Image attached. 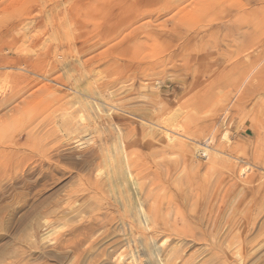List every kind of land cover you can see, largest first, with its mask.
I'll return each mask as SVG.
<instances>
[{
  "label": "rangeland",
  "instance_id": "obj_1",
  "mask_svg": "<svg viewBox=\"0 0 264 264\" xmlns=\"http://www.w3.org/2000/svg\"><path fill=\"white\" fill-rule=\"evenodd\" d=\"M0 264H264V0H0Z\"/></svg>",
  "mask_w": 264,
  "mask_h": 264
}]
</instances>
